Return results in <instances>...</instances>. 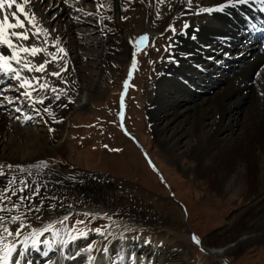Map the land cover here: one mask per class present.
Masks as SVG:
<instances>
[{
	"label": "rangeland",
	"instance_id": "obj_1",
	"mask_svg": "<svg viewBox=\"0 0 264 264\" xmlns=\"http://www.w3.org/2000/svg\"><path fill=\"white\" fill-rule=\"evenodd\" d=\"M118 1L122 5L123 0ZM169 4L170 2L166 1L161 5L167 8ZM94 6V3L87 2V12H95ZM125 9L127 11H124L123 16L127 19L124 21L132 27L136 25L137 17H145L143 25L150 28L157 13L156 9L149 6L147 0L145 3L140 0L133 1ZM78 21L80 22L76 24V31L80 36L74 37L80 42V52L77 54L73 51L60 62L61 68L67 63L68 70L63 72L67 83H62L56 77H47L52 86L67 92V95L60 94V101H46L51 108L54 107L52 110L56 121L59 122L52 119H39V122L35 123L22 122L24 114L14 112L16 105L0 108L9 118V126H19L26 131H42L49 124L55 129L53 133L56 135L67 120L70 121V124H67L69 132L61 148H53L55 155L50 167L40 177L58 188L68 186V191L72 193L65 196L66 208L70 211L67 214L69 220L64 224H56L60 232L59 239H66L72 228L95 229L111 225L103 236L90 231L88 239H80L74 244H69L67 248L57 246L54 249L56 253L53 251L56 256L49 258L50 260L53 257L49 264H56L60 254L65 256L67 263H74L81 258L87 260L88 253L82 250L93 242L95 248L91 255L96 257L95 264H113V261L114 264H223L218 258L202 251L193 242V234L207 246H227L234 235H231V231L236 232L244 228L243 222L248 218L249 212L264 200V191L261 195L249 196L241 186L234 187L233 182L226 183L223 190H220L211 183L210 176H213V171L208 172L206 168L199 167L204 155L195 154L192 150L197 141L184 119L173 121L163 115L166 125L170 122L164 127V131L160 127L163 121L159 124L154 118L153 111L156 107L153 102L159 90L158 81L172 52V48L169 51H165V48L173 42L176 43L177 35L174 36L168 26L151 34L150 39L145 42V47L134 50L138 62L137 69L129 76L133 53L130 56L117 54V46L121 43L114 40L113 45H110L106 33L100 30L94 17L83 15ZM53 25L51 30H56L57 22ZM59 26L67 28L66 20ZM140 32L141 30L133 29L129 37L136 38ZM169 37L173 39L170 40ZM62 41V46L68 50L69 44ZM48 51L55 49L48 48ZM240 52L232 53L231 58L237 60L238 56H242L239 55ZM77 56L81 57L80 63H74ZM43 59L44 55L41 54L35 58V62L40 63ZM48 71H60V68L49 64ZM34 75L39 76L40 73ZM125 80L129 83L126 93L123 88ZM220 81L219 78L214 80L217 84ZM15 83L6 81L0 89H8L9 84ZM80 88L89 89L91 96L84 107L72 110L71 106L82 97ZM14 91L13 88L5 94L11 96ZM47 95L54 96L50 91ZM255 95L257 98H263L259 92H255ZM201 96L206 95L203 93ZM62 104L67 107H62ZM38 107L42 108L41 105ZM236 108L233 106L232 110ZM241 109H245L244 104ZM173 111L170 107L168 115ZM16 116L20 119H15ZM243 116L245 118V115ZM158 124L159 128L156 129ZM160 130L163 133L161 136L158 135ZM27 135L26 132L24 136ZM43 136L48 145L52 143L50 134L43 133ZM164 139L179 143V151L170 153L163 143ZM5 150L6 146H2L0 154ZM213 155L210 159H215ZM213 162L215 161H210ZM210 163H207L208 166L212 165ZM222 164L218 162L215 166H220L226 171L227 167L221 166ZM57 166L62 167L65 174L56 172L54 167ZM213 177L216 178V175ZM72 190L74 191L71 192ZM93 194L108 199V207L93 204L87 199ZM51 197L55 196L46 195L43 201L47 202ZM53 200L62 202V198ZM72 203H75L76 209L72 210ZM52 212L42 208L40 213H32L29 216V222L38 227L40 222L42 225L54 223L63 217ZM86 212L93 215L85 216ZM105 213L112 219H107ZM36 215H40L41 220L35 219ZM77 220H83L85 223L76 224ZM253 224L249 226L252 227ZM263 226L256 224L251 231ZM121 236L124 238L121 239ZM141 241L143 242L139 243ZM105 246L109 250L107 253L103 251ZM77 252L80 255L71 259ZM133 255L135 260L131 259ZM109 256L113 260H107ZM227 260L231 264H264V242H261L260 246H247L229 256Z\"/></svg>",
	"mask_w": 264,
	"mask_h": 264
},
{
	"label": "bare ground",
	"instance_id": "obj_2",
	"mask_svg": "<svg viewBox=\"0 0 264 264\" xmlns=\"http://www.w3.org/2000/svg\"><path fill=\"white\" fill-rule=\"evenodd\" d=\"M166 1H169L170 4L167 8L165 6L164 8L161 4L158 5L156 0H151L152 9L159 11L161 18L157 19V16L154 15L150 28H145L143 25V21H146L145 17H137L135 19L137 20L136 25L133 27L130 23L121 19L125 7H129L132 2L129 3V0H123L121 5L119 1L111 0L110 7L112 10H102L105 16L112 17L111 20H104L107 29L103 33H106L107 40L111 42L110 45H113L116 40L121 43L120 46H117V50L115 49L117 54L130 56L136 49H134L132 42L141 35L148 34L150 37L151 34L164 30L169 25H175L177 31L181 32L185 22L191 25L186 30L187 35L178 34L176 36L172 53L175 54V59L178 62H170L169 60L164 66V70L161 69L163 74H161L158 81L159 90L153 102V106L156 107L153 116L159 124L163 121L160 127L164 131H166L164 127L170 123L168 122L166 125V119H173V121L178 118L184 119V122L189 125L192 136L197 141L192 150L195 154L204 155L199 167L206 168L207 171H213V176L216 175V178L211 175V183L219 187L220 190H223L226 183L233 182L234 187L238 186L237 188H239L241 186V189L245 190L249 196L261 195L264 191V95L262 99L257 98L255 92H264V51H261L263 47L260 44L256 49L252 48L253 44H251L257 39L251 37V35L259 23L264 20V12L260 11L261 5L253 3L250 7L229 8L225 13L201 15L189 13L182 15L186 8V2H182V0ZM74 2L75 0H70V3ZM87 2L92 3L91 0H82V3L75 4V7H83L87 12ZM221 2L222 0H193V5L216 6ZM50 5L53 6L49 7ZM33 7L37 12V16L43 17L45 26L50 31L51 27L55 25L53 23L57 22L58 27H56L57 29L53 35L69 44L68 54L73 53V51L79 54L78 44L80 42L75 39L74 35L80 36L79 32L76 31V24L80 21L74 19V17L79 16L81 18L83 15H88L68 8L64 5L63 0H43V3L34 2ZM94 7L96 11V5ZM46 8L47 11H45ZM53 16H55V19H52ZM64 19L67 28L59 26ZM94 19L96 18L94 17ZM253 25H255V28L252 27ZM97 26L103 28L101 24ZM133 29L141 30V32L138 37L134 38L132 36L131 39L129 33ZM196 29H199V31L196 32ZM191 35H196L197 39L192 40ZM206 45H211V48L205 47ZM241 45H243V48H241ZM239 51L244 52L246 55L238 56L237 60L228 58L230 54H238ZM241 52L239 55L242 54ZM225 53H228V55H225ZM79 56L75 58L74 63H80L81 57ZM210 56L215 57V59H208ZM228 70H231V72L224 74ZM218 78L221 79L219 84L214 82ZM203 93L206 96H201ZM80 94L82 97L74 106H71L72 110L84 107L91 96L89 89L84 88H80ZM14 95L16 97L19 93L14 91L10 97ZM20 99L23 101V97ZM48 102H46L47 105ZM243 104L245 109H241ZM12 105L21 107L23 109L21 113L24 116L32 115L34 117L27 122L35 123L42 119L40 116L35 115L31 107L28 106V102ZM233 106L237 108L232 110ZM170 107L174 111L171 115H168ZM163 115L166 116L165 120H163L165 117ZM243 115H245V118ZM43 119L49 120L52 118L45 114ZM67 124H70L69 120L56 135L49 131V124L42 131H26L19 126H9V118L0 110V148L6 146L4 153L0 154V162L25 166L41 160L51 162L55 155L53 148L60 149L69 132ZM159 124L155 127L156 129L159 128ZM161 130L158 134L160 136L163 134ZM26 132L28 135L24 136ZM42 132L50 134L51 144L46 143ZM163 143L170 153L175 154L179 151V143H171L168 139H164ZM212 154H214L215 159H210ZM212 160L215 162L210 163ZM206 161L212 165L208 166ZM218 162H222L221 166L227 167V170L223 171L224 169L220 166H215ZM54 170L60 174H65L64 169L60 166L54 167ZM69 193L68 186L58 188L47 183L46 188L42 189L35 203L39 204L46 195L62 198V202H55V200L50 199L44 202L43 207L50 210V212L53 211L52 214L62 217L70 212L66 208L67 200L65 199V196ZM87 199L92 201L93 204L108 207L109 200L102 195L93 194L88 196ZM51 204H55L56 208H50ZM71 206L72 210L77 207L75 203H72ZM247 219L243 222V229L236 232L231 231V235H234L231 236L230 243L227 246H207L201 243L198 245L199 248L209 256L218 258L223 264H231L227 260L229 256L236 254L247 246H260L261 242H264V226L261 229L257 228L251 231L256 224L264 225V200L249 212ZM248 223L254 224L250 227V224L247 225ZM39 224L42 225V222ZM53 253L52 251L48 257H45L42 252L33 251L29 254V258L33 261V264H37L36 262L39 260L41 261L40 264L44 262L47 264V260L51 256H56ZM107 260H113V258L109 256ZM56 264H86V260L81 258L74 263H67L65 256L60 254Z\"/></svg>",
	"mask_w": 264,
	"mask_h": 264
},
{
	"label": "snow or ice",
	"instance_id": "obj_3",
	"mask_svg": "<svg viewBox=\"0 0 264 264\" xmlns=\"http://www.w3.org/2000/svg\"><path fill=\"white\" fill-rule=\"evenodd\" d=\"M34 2L43 3V0H0V85L6 81L16 82L15 85L9 84L8 89H0V108H5L6 105L28 102V106L31 107L36 116H40L43 119V116L46 114L53 121H56L55 114L51 107L46 105V101L53 99L60 101V94L64 93V95H67V92L62 88L52 86L47 77H56L62 83H67V80L63 77V72L68 70V66L65 63L61 68L60 62L64 61L65 57L68 56V52L62 46L61 39L53 35L56 30L52 29L50 31L45 26L43 17L37 16V12L33 7ZM91 2L96 5L95 12H85L83 7H75V4L82 3V0H75L74 3H70V0H63L64 5L68 8L95 17L98 24L103 25L101 31L104 32L107 29L104 20H111L112 17L105 16L103 11L112 10L110 7L111 0H91ZM131 2L133 0H129V3ZM140 2L145 3L146 0H140ZM147 2L151 7V0H147ZM182 2H186V8L182 15L189 13L193 15L225 13L229 8L235 9L239 6L250 7L253 3L261 5L260 11L264 12V0H222L216 6H201L199 4L194 6L193 0H182ZM156 3L158 5L164 4L165 0H156ZM52 6L50 5L49 7ZM54 6L58 7L59 5ZM47 10L46 8L45 11ZM124 10L127 11V9ZM156 16L157 19L161 18L159 11H157ZM52 19H55V16ZM74 19L79 20L80 17L76 16ZM121 19L126 20L127 17L122 16ZM190 27L191 25L185 22L181 32L177 31L175 25H169L168 30L174 36L178 34L187 35L186 30ZM252 27L255 28V25ZM198 31L199 29H196V32ZM149 39L148 34L136 38L132 42L134 49L145 47V42ZM169 39L172 40L173 38L169 37ZM191 39L196 40L197 36L191 35ZM174 47L175 43L173 42L166 46L165 51H169V49ZM205 47L211 48V45H206ZM48 48L55 49V51H48ZM41 54L44 55L43 61L36 63L35 58ZM225 55H228V53H225ZM208 59H215V57L210 56ZM169 60L170 62H178L175 59V54L172 52L169 54ZM137 63L134 51L129 76L137 69ZM49 64H55L57 68H60V71L49 72ZM34 73H40V75L37 76ZM128 87V80H125L123 84L124 93L127 92ZM13 88L19 93L14 98L5 94L6 91H11ZM49 91L54 96H48L47 93ZM34 93L36 95H33ZM261 95H264V92H261ZM21 97H23V101H21ZM37 105H42L43 107H37ZM61 106L67 107L66 104H62ZM121 106L123 107V94ZM22 111L21 107L14 108V112L16 113H21ZM14 118L20 119L19 116ZM33 118L32 115H25L22 122L32 120ZM44 122L47 123V121ZM49 131L54 132L55 129L49 127ZM113 151L119 150L113 149ZM149 163H152L151 160H149ZM49 167L50 162L47 160H41L26 166L0 162V264H33V261L29 258V254L33 251L37 253L42 252L45 257H48L49 253L57 248V246L67 248L69 244H74L80 239H88L90 231L103 236L107 228L111 227L109 224L95 229L72 228L66 239H59L60 232L56 228V224H64L69 220V215H64L54 223L49 222L44 223L40 227H34L29 222V216L32 213H40L44 206V201H40L37 204L35 200L40 196L42 189L47 186V182L41 180L40 177L44 175L45 170L49 169ZM153 168H155V165H153ZM57 182L60 183L61 181ZM50 199L59 200V197H51ZM49 207L55 209L56 205L51 204ZM84 215L92 216L93 214L86 212ZM104 215L107 219H112L107 213ZM35 219L41 220V216L36 215ZM84 223L85 221L83 220L76 221V224ZM120 238L123 239L124 237L121 236ZM192 240L197 245L201 244V241L195 234H193ZM94 248L95 243L93 242L82 250L84 253H88L86 264H95L96 257L91 255ZM103 251L105 253L109 251L107 246L104 247ZM79 255L80 253L77 252L70 258L76 259ZM121 259L124 258L121 257ZM131 259L135 260L134 255Z\"/></svg>",
	"mask_w": 264,
	"mask_h": 264
}]
</instances>
